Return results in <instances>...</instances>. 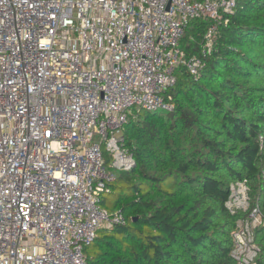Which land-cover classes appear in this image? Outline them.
Here are the masks:
<instances>
[{
    "label": "built area",
    "instance_id": "built-area-1",
    "mask_svg": "<svg viewBox=\"0 0 264 264\" xmlns=\"http://www.w3.org/2000/svg\"><path fill=\"white\" fill-rule=\"evenodd\" d=\"M237 0H0V264H85V248L121 214L99 205L114 170L135 165L124 126L136 106L170 112L177 69L197 75L181 39L217 23ZM262 141V138H261ZM243 179L226 207L242 213L236 264H257L259 204Z\"/></svg>",
    "mask_w": 264,
    "mask_h": 264
},
{
    "label": "trees",
    "instance_id": "trees-1",
    "mask_svg": "<svg viewBox=\"0 0 264 264\" xmlns=\"http://www.w3.org/2000/svg\"><path fill=\"white\" fill-rule=\"evenodd\" d=\"M212 24L194 19L185 29L186 59L202 65L196 76L186 65L177 69L166 94L173 110L131 115L125 124L135 165L116 171L99 197L124 222L99 230L85 264H236L242 213L226 202L243 179L264 215V0H237L204 57ZM256 242V263L264 264V224Z\"/></svg>",
    "mask_w": 264,
    "mask_h": 264
},
{
    "label": "rangeland",
    "instance_id": "rangeland-1",
    "mask_svg": "<svg viewBox=\"0 0 264 264\" xmlns=\"http://www.w3.org/2000/svg\"><path fill=\"white\" fill-rule=\"evenodd\" d=\"M132 111L134 112L133 115L136 116V115L140 114V117H144L145 114H146V112H147V111H145V110H142V109H141L140 107H138V106H136ZM164 115L166 116V115H167V112H164ZM103 150H104V154H105V158H106V169H107V171H109V172H113V173L115 174L116 171H118V170H114V169L111 168V166H110V156H109L108 153L106 152V150H105V146H103ZM107 156H108V158H109L108 161H107Z\"/></svg>",
    "mask_w": 264,
    "mask_h": 264
}]
</instances>
